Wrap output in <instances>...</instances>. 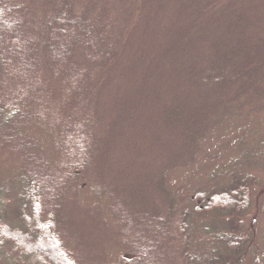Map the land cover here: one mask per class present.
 <instances>
[{"label":"trees","instance_id":"obj_1","mask_svg":"<svg viewBox=\"0 0 264 264\" xmlns=\"http://www.w3.org/2000/svg\"><path fill=\"white\" fill-rule=\"evenodd\" d=\"M125 76L132 78L130 85ZM261 110L264 0H0V152L22 158L13 178L16 229L3 225L0 211V246L6 237L18 246L31 238L28 245L46 264H83L80 236L67 222L70 194L76 199L91 180L100 204L78 215L101 211L99 226L113 212L122 225L120 241L136 254L129 260L125 254L120 264H164L162 251L175 236L171 218L150 209L153 193L163 189L171 166L197 156L216 128ZM137 122L160 123L169 144L182 153L156 169L152 193L121 202L104 182L109 160L100 150L117 147L125 137L110 136L109 130ZM34 127L54 136L58 161L48 153L34 155L41 145L28 138ZM244 177L199 192L203 204L196 210L218 211L229 220L243 216L254 181ZM142 202L143 214L153 221L133 218ZM190 217L185 214L181 226L186 241ZM23 225L27 235L17 229ZM210 227L223 242L239 239L234 234L227 240L220 228ZM237 248L242 247L230 250ZM211 257L208 264H225L223 256Z\"/></svg>","mask_w":264,"mask_h":264},{"label":"rangeland","instance_id":"obj_2","mask_svg":"<svg viewBox=\"0 0 264 264\" xmlns=\"http://www.w3.org/2000/svg\"><path fill=\"white\" fill-rule=\"evenodd\" d=\"M27 1L30 5L37 2V0ZM125 82L130 85L132 78L125 76ZM136 102L141 103V100ZM248 109L250 108H245V110ZM139 115L143 117L142 111ZM104 128L105 125L102 132ZM109 133L110 136L117 133L125 136L120 138L117 147L115 146L117 144L113 143L111 150L109 145L100 150L104 158L109 160V164L104 167L107 178L104 182L107 181L106 184L117 194L121 202L131 201L132 203L147 197L148 192L152 193L151 182L155 178L156 169L169 166L172 164L171 159L182 153L174 144H169L160 123L152 125L150 122L143 124L137 122V126L133 128L124 127V130L120 132L109 130ZM106 134L108 135V131ZM34 137L41 143L40 149L36 150L34 155L48 153L51 160L58 161L59 151L55 147L54 136L46 134V138L43 131L34 127L28 138ZM7 150L0 152V191L2 190L3 193L0 211L3 215V225L16 229L13 226L17 222L13 219V214L16 212L13 197L16 182L13 178L16 177V167L22 158L21 153H10ZM185 153L187 154V151ZM171 167L173 169L164 177V190L161 186V190H156L155 186L154 190L157 193H153L154 208L150 207L152 210L161 211L160 215H163L164 219L169 216L167 219L171 218L172 222L171 230L175 241L171 243L172 247L167 245L168 251H162L163 263L208 264L210 257L218 254L224 257L225 264H264V111L249 115L246 120L232 118L231 122H226V125L216 128L209 135L197 156L193 155L188 160H180L177 165ZM235 173H239L241 177H232ZM247 174L248 177L254 178L253 192L250 207L243 216L229 220L218 211L198 212L196 210L198 204H203L198 198L199 192H212ZM143 183L149 184L151 188ZM165 189H168L170 193H167ZM131 192H134L133 198ZM16 199L19 201L18 198ZM70 201H72L69 204L71 214L67 223L70 228L76 226L71 230L77 231L80 236L83 264H120L125 254L127 260L136 258L135 253H130V248L127 251L124 241H120L119 227L122 225L117 218L111 217L112 211H108L109 223L106 221L99 226V222L105 219L101 211L90 212L88 217L78 215L79 210L91 209L92 211L93 205L100 204L97 196L94 195L91 180L88 182V190L83 191L82 195L76 199L70 194ZM143 203L146 202L138 206L139 210L135 212L133 218L137 221L139 216H144L148 221H153L148 214H143ZM118 205L119 202L116 200L115 206ZM105 208L108 210V204ZM136 213H139L138 216ZM187 213L191 215L189 241H186L181 230L183 217ZM210 226L220 228L227 240L234 234L239 239L223 242L217 236L219 233L213 232ZM206 228L211 232H207ZM17 229L25 235L28 234L24 225ZM34 240L30 238L27 242L33 244ZM4 241L6 243L0 246V253L3 251V256L0 254V264H46L41 260L38 251L32 249L28 243L24 242L18 246L9 237H6ZM235 245L242 247L241 250L236 251L239 248L235 251L230 250V247ZM186 247H188L187 252ZM239 256L241 259H235ZM126 264L132 263L128 261Z\"/></svg>","mask_w":264,"mask_h":264}]
</instances>
